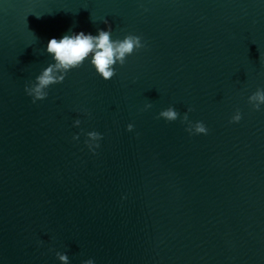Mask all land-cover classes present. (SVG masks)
Segmentation results:
<instances>
[{
	"label": "water",
	"instance_id": "water-1",
	"mask_svg": "<svg viewBox=\"0 0 264 264\" xmlns=\"http://www.w3.org/2000/svg\"><path fill=\"white\" fill-rule=\"evenodd\" d=\"M0 264H264V0H0Z\"/></svg>",
	"mask_w": 264,
	"mask_h": 264
}]
</instances>
